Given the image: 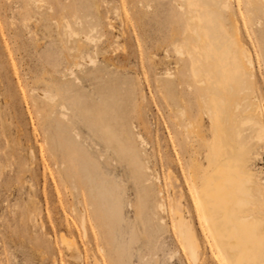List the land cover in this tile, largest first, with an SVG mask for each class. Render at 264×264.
Masks as SVG:
<instances>
[{"label": "rangeland", "instance_id": "rangeland-1", "mask_svg": "<svg viewBox=\"0 0 264 264\" xmlns=\"http://www.w3.org/2000/svg\"><path fill=\"white\" fill-rule=\"evenodd\" d=\"M224 1L0 0V264H195L171 210L180 197L203 264L222 259L199 197L210 171L223 157L240 161L264 202V115L252 106L253 94L264 101V0ZM62 104L74 123L69 146L85 160L79 170L68 163L79 183L63 180L65 154L55 150ZM122 123L138 154L121 141ZM143 165L152 200L139 216L133 172Z\"/></svg>", "mask_w": 264, "mask_h": 264}, {"label": "bare ground", "instance_id": "bare-ground-1", "mask_svg": "<svg viewBox=\"0 0 264 264\" xmlns=\"http://www.w3.org/2000/svg\"><path fill=\"white\" fill-rule=\"evenodd\" d=\"M229 1L230 0L224 1L225 8H229ZM234 22L235 33L239 39V36L241 35L240 26L238 25V21L235 20ZM80 48L81 45L79 46V50ZM240 49L244 66L251 70L254 65V55L252 51L244 45H241ZM190 55L195 58L194 55ZM81 64L82 61L77 56L75 59V66L81 68ZM71 73L72 75L75 74L73 71ZM253 100L254 103L252 106L255 114L264 115V101H261L259 96L255 94H253ZM49 101L51 100L49 99ZM67 110V106L62 104L60 114L64 121L60 124L62 126L58 129L64 134L61 136L64 141L63 146H57L55 147V150L60 148V151L65 154L63 157L65 158L66 163L64 165L62 164L60 171L64 174L63 180L66 183H79L80 180L75 178V174L72 171L73 169L68 163L69 161L72 162L73 167L79 170L85 160L78 149L76 147L69 146L70 144L67 141V133L70 129L69 127L74 126V123H69L70 118L66 113ZM47 112L48 114H44V118L47 119V127H50L52 122L48 117H51L53 110H47ZM93 114L98 116L100 111L95 109ZM231 119L232 116L230 115L222 116V122L224 123H227V121ZM193 126L198 133H201V128L203 126L202 119L199 118ZM111 127L115 128V125H111ZM128 129L129 128H124V123L120 125V134L122 137L121 141L125 144H130L134 150H137L134 145V134H131L130 131L128 132ZM223 134L225 138H231L227 128L223 129ZM259 135L264 136V126L261 127ZM139 138L143 140L141 135H139ZM77 139L81 138L77 135ZM54 140V136L47 132V141L53 142ZM142 142L144 144V140ZM76 145H78V142ZM34 154L35 152L31 150V156L33 158L35 156ZM137 154L132 153L133 160H135V158L138 160ZM238 162L240 161H233L231 159H227L226 157L220 159L212 171H210L209 176H207L204 185L199 191V197L202 199L203 206L206 211V220L211 229L210 232L215 238L220 252L223 254L222 259H215L217 261L215 263L264 264V215L259 217L255 215L262 207H264V202H260L257 197L258 188L253 183L252 175L250 173H246L242 167L239 166ZM145 167V165L141 167L137 166L133 172L134 179L141 183L143 188V197L137 205L139 216H143V209L149 207L148 203L152 200V196L151 198L149 196V193H152V187L151 185L146 184L148 179L146 174L143 172V168ZM62 169H64V171ZM159 195L160 198L157 201L156 207L159 211L166 212L168 210V205L166 204L164 194L161 189L159 191ZM175 206L176 208L171 210L175 215V227L183 240L184 246L188 250L190 257L195 264H203L201 251L204 247L199 239L196 228L183 213L181 197L176 201ZM80 210L81 213L79 216L81 229L84 235L87 236L89 232L88 212L83 205H80ZM73 211L75 212L76 208H73ZM97 216L99 219L103 220V217L98 214ZM61 241L67 251L72 255H75L76 251H79L76 239L69 236L67 232L63 231L61 233ZM93 264L103 263L99 258L94 257Z\"/></svg>", "mask_w": 264, "mask_h": 264}]
</instances>
